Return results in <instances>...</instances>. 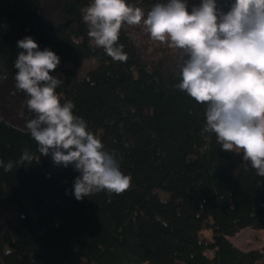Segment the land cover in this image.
<instances>
[{
	"label": "trees",
	"instance_id": "obj_1",
	"mask_svg": "<svg viewBox=\"0 0 264 264\" xmlns=\"http://www.w3.org/2000/svg\"><path fill=\"white\" fill-rule=\"evenodd\" d=\"M126 2L146 15L160 0ZM90 3L0 0V76L7 77L0 79V160L15 165L0 167V264H264L263 251L229 239L264 228V177L203 131L206 105L175 86L182 50L153 41L142 23L125 25L118 43L128 58L114 61L88 37L81 9ZM199 3L188 0L189 9ZM219 3L227 10L228 0ZM27 36L60 58L50 74L63 79L61 103L71 100L74 114L115 150L131 177L124 192L77 200L80 173L72 165L47 171L50 156L39 154L26 128L34 113L15 88L17 41ZM84 60L100 65L81 79ZM25 149L32 163L16 164ZM204 230L214 241L201 237Z\"/></svg>",
	"mask_w": 264,
	"mask_h": 264
},
{
	"label": "clouds",
	"instance_id": "obj_2",
	"mask_svg": "<svg viewBox=\"0 0 264 264\" xmlns=\"http://www.w3.org/2000/svg\"><path fill=\"white\" fill-rule=\"evenodd\" d=\"M81 16L94 46L114 61L128 58L118 43L125 25L142 23L153 41L182 50L186 59L175 86L206 105L203 131L214 133L223 150L242 152L245 167L250 163L264 177V0H228L227 10L219 0H200L190 9L188 0H160L146 15L126 0H91ZM17 48L15 88L26 94L34 113L26 128L39 154L80 173L73 184L77 200L127 190L131 177L121 171L115 150H106L86 120L74 114L71 100L61 103L56 90L63 79L50 74L60 64L57 54L40 50L31 36L18 40ZM32 161L25 149L15 163ZM14 166L0 160L5 172ZM12 252L7 248L4 254Z\"/></svg>",
	"mask_w": 264,
	"mask_h": 264
},
{
	"label": "rangeland",
	"instance_id": "obj_3",
	"mask_svg": "<svg viewBox=\"0 0 264 264\" xmlns=\"http://www.w3.org/2000/svg\"><path fill=\"white\" fill-rule=\"evenodd\" d=\"M99 63L93 61V60H84L82 64L78 68V73L81 79L86 77V75L95 69L99 67ZM67 68H73V64L68 63L66 65ZM235 155V158L237 162L243 161V153H236L233 152ZM50 156V164L47 169L48 172L52 171H64L66 168L62 165H56L51 155ZM163 196H167L165 193H162ZM203 239L214 241V235L211 230H204L202 232ZM229 239L232 241L233 244L238 246L239 248L248 251V250H254L259 249L264 252V228H253V227H245L235 233L234 235L230 236ZM211 257H214L215 252L210 251L209 252Z\"/></svg>",
	"mask_w": 264,
	"mask_h": 264
}]
</instances>
